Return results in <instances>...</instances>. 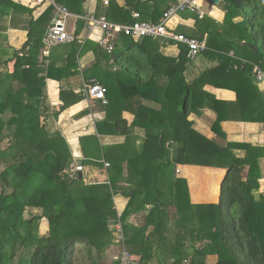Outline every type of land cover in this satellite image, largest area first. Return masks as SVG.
<instances>
[{"label": "trees", "instance_id": "trees-1", "mask_svg": "<svg viewBox=\"0 0 264 264\" xmlns=\"http://www.w3.org/2000/svg\"><path fill=\"white\" fill-rule=\"evenodd\" d=\"M124 1L125 6L121 7L111 0L108 8L111 19L132 24L135 22L131 16L133 12H139L141 16L148 14L142 8L146 2ZM57 2L70 12L81 14L85 0ZM221 3L225 11L221 26H216L212 19L199 20L196 17V25L202 31L196 38L202 41L208 35L207 50L203 55L218 65L192 83H188L185 77L187 65L191 62L185 45H180L181 53L178 59H173L161 53L165 44L163 38H144L136 42L132 37L122 35L119 40L125 50L114 53L115 46L118 47L116 42L111 55L114 64L136 80L133 88L124 89L137 91L139 97L148 98L153 94V100L160 105L156 117L163 122L164 128H145L146 149L142 153L153 157L151 151L155 150L154 157L160 162L155 164L149 158L146 162L156 169L157 175L176 164L227 169L219 204L195 207L190 204L192 211L188 215L182 207L189 199L187 187V199L182 204L177 187L184 181L175 179L179 205L170 216L169 200H163L161 192L166 179L150 176L147 172L141 179H136L138 168L132 160L126 166L118 160L110 163L109 184L87 185L78 175L71 177L67 168L68 161L73 158L71 147L62 133L51 132L47 123L50 107L46 80L59 81V78L53 73L52 65L44 69L39 56L46 31L41 27L46 17L48 20L52 17L54 8L48 3L38 5H47L48 8L34 20L33 12L37 6L28 9L13 0H0V19L9 18L11 27L19 28L21 24L28 31L24 48L11 54L4 47L6 37L0 29V264H76L78 260L79 264H101L111 243L124 246L133 258L141 260V264H150L155 259L154 247L167 241L177 252L175 262L179 264L188 259V252L194 245L198 249L192 253L191 264H209L206 261L209 256H217L213 264H264V195L257 197L261 178L257 158L235 157L232 150L238 145L228 144L221 148L195 131L193 122L188 120L191 114L209 107L218 111V119L212 127L217 132L223 118L226 121L264 122V96L253 73L255 65L264 71V0H222ZM150 10L152 14L164 11L156 7ZM21 15H28L30 19L25 20ZM87 44L93 43L88 41ZM28 46L30 49L26 52ZM70 46L68 58L75 59L81 45L75 41ZM101 51L100 48V55ZM231 51L234 56H230ZM103 57L108 58L107 55ZM13 60L14 69L10 72L7 67ZM170 71V87L161 89L166 88L162 85L166 84L163 78ZM96 79L107 88L108 96L115 85L102 76L97 75ZM207 84L234 89L237 100L229 103L216 101L203 90ZM60 96L63 106L53 113L55 117L85 99L66 90H62ZM218 105H222L225 117ZM140 108L141 114L137 113L139 119L133 126L143 122L144 113L149 116L146 107ZM121 125L126 126V122L118 121L115 133L121 130ZM170 141L177 146L173 153L170 146L166 147ZM242 147L248 152L253 150L256 156L264 151L251 146ZM146 165L144 161V171L148 169ZM246 166H250V171L244 180ZM124 182L129 184L128 187L119 185ZM217 186L213 183V190L217 191ZM154 191L157 194L153 195ZM119 193L130 198L121 215L114 203V197ZM150 196L156 199L150 201ZM137 198L143 200V205H153L141 228L128 224L134 211L132 204ZM204 208L209 209L206 215L196 217L194 209ZM28 209H39L42 213L26 218ZM40 219L48 221L47 236L39 233ZM116 221L122 225L123 244L114 226L113 232L110 230V223L114 225ZM148 230L151 233L146 235ZM173 231L178 236L175 243L171 237ZM188 235L190 237H185ZM114 264L121 262L116 260Z\"/></svg>", "mask_w": 264, "mask_h": 264}, {"label": "crops", "instance_id": "crops-1", "mask_svg": "<svg viewBox=\"0 0 264 264\" xmlns=\"http://www.w3.org/2000/svg\"><path fill=\"white\" fill-rule=\"evenodd\" d=\"M15 3L22 5L28 9H32L35 6L36 0H13ZM111 2V0H109ZM121 7L125 6L124 0H115ZM146 4L142 7L144 11H148V14H140V21L146 23H158L163 14L170 8L173 4L172 0H142ZM222 1V0H221ZM155 2V4H154ZM207 4V5H206ZM202 9L204 12V18L212 19L214 24L221 26L225 20V11L223 9L222 3L215 5L208 0H201ZM110 6V4H109ZM109 6H104V0H85L82 6V13L71 12L72 15L76 17H85L87 15H95L97 17H106L110 22L117 24H127L124 22H119L113 20L109 17L108 8ZM159 8L160 14H152L150 8ZM208 9L209 14L206 15L205 9ZM47 5L37 6L36 10L33 12L34 20L39 18L47 10ZM134 13V12H133ZM159 15V16H158ZM55 12H53L52 17L41 27V29L46 30L43 37L42 43L39 50L40 60L42 65L47 69L49 65L53 67V73L59 78V81L54 79L46 80L48 105L50 111L47 116L48 128L51 132L59 131L62 133L63 137L67 140L71 151L73 154V164L82 165L84 167V172L79 173L82 179L87 185H100L110 183V166L107 167L112 161H121L122 164L126 166L129 160L136 162L138 170L136 171V179H141L145 176L144 173L150 174V176L156 175L162 177L160 172L159 175L155 172L156 169L149 167L146 159L149 158L153 160L155 155V150L152 149L153 157H146L142 155L145 153L146 144V134L145 128H164L163 122L158 121L156 117V112L160 109L159 103L155 102L153 99L155 96L150 94L148 98L139 97L136 93L137 91H126V89H131L135 86L136 80L131 77L128 73L124 72V69L120 66L114 64V59L112 54H108L99 41L103 38L104 33L99 29H96L93 33L89 32L87 23L83 20L72 19V28L68 29L70 32L75 33L77 37V44L81 45L79 53L76 54L75 59L68 58L69 52L71 50L70 44L61 45L51 49L50 55L48 57L44 56L45 46L43 44V39L52 25L54 20ZM132 16V14H131ZM23 19H30L28 15H21ZM199 20H203L199 17L197 13L187 11L185 13L179 14L171 20L168 27L170 30L177 34H184L185 36H198L199 31L197 23ZM70 23V22H69ZM82 23V24H81ZM200 26V25H199ZM0 28L3 30V34L6 37L4 47L9 49L11 54L14 51H20L24 48L28 41V31L23 29L24 25L19 24V28H13L10 25L9 18L5 20L0 19ZM221 32V30H220ZM207 37L205 35L204 41L207 45ZM121 36L116 39L115 43H118V47L115 46L114 53L118 50L121 43ZM164 39V38H163ZM198 39V38H196ZM165 44L161 48V53L167 58L178 59L181 53V44L172 43L170 40L164 39ZM90 41L93 44L86 43ZM138 42V41H136ZM174 42V41H173ZM123 45V44H122ZM29 48V46L27 47ZM26 48V52L27 51ZM101 48V55L99 49ZM125 50V49H122ZM121 50V51H122ZM81 53V54H80ZM204 53V52H203ZM203 53H201L196 59L191 60L187 65L185 72V77L188 83H192L199 79L202 73L210 70L218 65L216 61L208 60ZM107 55L108 58L103 57ZM230 56H234V51L230 52ZM243 62H246L243 60ZM15 61L8 63V69L10 72L14 69ZM258 66V65H255ZM259 67V66H258ZM2 70V69H1ZM102 76L111 83L112 86L115 85L117 90L112 89L110 94H108V104L104 105L100 102H93L87 100L82 94L81 90L84 85L97 81L96 77ZM255 75V74H254ZM163 81L166 84V88H161L167 90L172 82L168 79L171 76V71L169 75H164ZM257 87L260 93L264 96V83L259 82L256 79ZM101 84V83H100ZM62 90L72 91L77 95L83 96L85 99L69 107L65 111L61 112L58 117H55L53 113L58 111L63 102L61 100L60 93ZM203 90L212 95L216 101L219 102H235L237 100V94L231 89H222L207 84L204 86ZM151 93V91H150ZM68 98V97H67ZM119 99L116 101V99ZM115 105L113 102H115ZM146 107L149 113L143 117V122H139V126H133L134 122L139 119L137 113H140V107ZM167 106V105H166ZM216 106V105H215ZM219 110L223 117L226 113L223 111L222 105H218ZM251 110H255L253 107H249ZM218 112V111H217ZM213 109L206 107L201 109V112L196 114L193 113L189 116L188 120L193 122V128L199 134L205 138L213 141L221 148L227 147L228 144L238 145L234 148L233 154L237 158L245 159L246 157L254 160L257 158L258 162V172L261 175L259 179L260 188L257 192V197L264 195V151L256 154L253 150L244 149L242 146H251L254 149L264 150V122H239V121H226L223 118V122L220 124L219 132L213 130V125L218 119V113ZM123 120L126 122V126L121 125V130L115 133V124ZM165 119H163L164 121ZM154 144L155 143L154 141ZM170 146V147H169ZM166 147L170 148L172 153L176 150L177 146L172 141L166 144ZM163 152V151H162ZM102 153V157L99 154ZM163 156V154H162ZM173 158L174 162V157ZM86 161L84 164L83 162ZM144 161L147 164L148 169L144 171L143 165ZM174 176L176 180L184 181V183H179L180 189V199L182 198V204L186 197V187L189 194V199L184 202L182 206L184 212L188 213L192 211L190 204L192 206H212L217 205L221 198V188L223 181L227 174V169L221 167H208L199 166L191 164L174 165ZM208 170V178L205 174ZM250 171V166H246L243 172V179L245 180ZM87 175V179H84ZM220 176V177H219ZM139 181V180H138ZM142 180H140V183ZM200 182V183H199ZM139 183V182H138ZM213 183H217V191L213 190ZM120 186L128 187L129 184L126 182L119 183ZM164 185H167L166 181ZM163 200H169L168 213L174 214L177 211V206L179 201L176 197V186L174 183L171 186H162L161 188ZM157 193H153L155 195ZM156 199L150 196L148 200ZM130 202V198L125 197L121 193L114 197L115 209L121 215L127 208ZM143 200L137 198L135 203L132 204L133 212L128 219V224L141 228L146 218L148 217L150 211L153 208L152 204L143 205ZM209 209H194L196 212V217H203L206 215ZM198 219V218H197ZM43 220V225L41 226L42 234H47L49 232V224L46 219ZM46 221V223H45ZM44 224L46 227H44ZM45 228V229H44ZM151 233L148 230L147 234ZM172 242L175 243L176 231L172 233ZM184 237V236H182ZM185 237H190L185 236ZM160 248V250H156ZM141 249V248H140ZM139 249V251H140ZM154 257L155 259L150 262V264H179L176 263L177 252L170 246V242L167 241L166 244L162 246L154 247ZM215 259L217 261V256H209L208 259ZM158 259H160L158 261ZM215 261V262H216ZM214 262V263H215ZM185 264V260L183 263Z\"/></svg>", "mask_w": 264, "mask_h": 264}, {"label": "built area", "instance_id": "built-area-1", "mask_svg": "<svg viewBox=\"0 0 264 264\" xmlns=\"http://www.w3.org/2000/svg\"><path fill=\"white\" fill-rule=\"evenodd\" d=\"M172 2L173 4L163 14L162 19L158 23L141 22L140 14L134 12L132 13V18L135 20L134 23L117 24L110 22L104 16L97 17L95 15H87L85 17H76L71 14L67 7L60 5L57 0H36L35 6L48 3L53 6L55 12L53 23L43 39V44L45 46L44 56L48 57L51 49L55 47L77 41L75 33L70 32L68 29L70 20L76 18L87 23L90 33H93L96 29L104 33L99 43L108 54L113 53L116 39L123 35L132 37L135 41H140L144 38H164L174 41L178 44L185 45L188 48V58L194 60L207 50L206 43L196 38L187 37L184 34H177L170 30L168 25L173 18L187 11L197 13L199 17L203 19L205 14L202 9L201 0H172ZM109 4V0H104V6H109ZM29 49L30 48H27V51H29ZM20 55L23 56V54ZM253 73L259 82L264 83V71L260 67L255 66ZM81 94L89 101L100 102L104 105L108 104L107 88L97 81H92L84 85ZM106 166L109 167L110 165L106 164ZM82 172H84V167L82 165L72 164L69 168L71 177L77 176ZM114 228L119 233V239L123 244L124 237L121 223L116 221L114 223ZM117 260H119L121 264H136L133 256L130 255L124 246H122Z\"/></svg>", "mask_w": 264, "mask_h": 264}, {"label": "rangeland", "instance_id": "rangeland-1", "mask_svg": "<svg viewBox=\"0 0 264 264\" xmlns=\"http://www.w3.org/2000/svg\"><path fill=\"white\" fill-rule=\"evenodd\" d=\"M207 5V4H206ZM204 11H205V13H206V15H208L209 14V12H208V9H206L205 7H204ZM171 22V21H170ZM72 25H73V21H72V19L70 20V23H69V28H72ZM124 45H122V44H120V47L118 48V51H121L122 49H124ZM16 85V84H15ZM15 88H16V86H15ZM114 89H115V92H116V90H117V87L116 86H114ZM116 99V98H115ZM117 100H119V99H116V101ZM116 101L115 102H113L114 103V105H115V103H116ZM160 155H161V153H160ZM99 157H102V153L101 154H99ZM153 161H155V164H157V162L159 161L160 162V159H156L155 157L153 158ZM161 174H162V179H166V183H167V185H164L163 184V186H171L173 183H174V181H175V176H174V174H175V172H174V167L173 166H169V167H167V168H164L162 171H161ZM84 179H87V175L85 176V178ZM160 179V178H159ZM85 182V181H84ZM87 182V181H86ZM85 182V183H86ZM160 182H161V180H160ZM1 190V189H0ZM41 210H39V209H28L27 210V212L25 213V216H26V218H31V217H34V216H39V215H41ZM38 225H39V233H40V235L41 236H47L48 235V232H47V234H42V231H41V226L43 225V220H39V222H38ZM113 223H110V230L112 231V229H113ZM44 227H46V225L44 224ZM171 228H173L172 226H171ZM113 232V231H112ZM196 249H198V247L196 246V245H194V246H191V248H190V250H189V252H188V255H187V258L188 259H185V264H191V259H192V256H193V252H194V250H196ZM121 250H122V247L120 246V245H116L115 243H111V245L106 249V251H105V254H104V256H103V260H101V264L103 263V264H114L115 262H116V260H117V257L120 255V252H121ZM134 260H135V263L136 264H141V260H139V258H133ZM209 264H213L216 260L215 259H211V258H209V259H207L206 260ZM79 260L76 262V264H79Z\"/></svg>", "mask_w": 264, "mask_h": 264}, {"label": "water", "instance_id": "water-1", "mask_svg": "<svg viewBox=\"0 0 264 264\" xmlns=\"http://www.w3.org/2000/svg\"><path fill=\"white\" fill-rule=\"evenodd\" d=\"M210 1L211 3L215 4V5H218L220 4L221 0H208ZM74 160L73 159H70L68 161V164H67V168L69 169L71 167V165L73 164ZM82 178V176L80 175V179Z\"/></svg>", "mask_w": 264, "mask_h": 264}]
</instances>
